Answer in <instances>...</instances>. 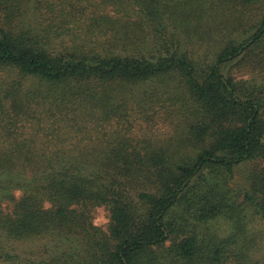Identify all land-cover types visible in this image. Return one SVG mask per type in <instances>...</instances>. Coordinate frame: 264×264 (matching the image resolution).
Wrapping results in <instances>:
<instances>
[{
  "label": "trees",
  "instance_id": "1",
  "mask_svg": "<svg viewBox=\"0 0 264 264\" xmlns=\"http://www.w3.org/2000/svg\"><path fill=\"white\" fill-rule=\"evenodd\" d=\"M85 1L92 36L55 51L44 0H0V264H264V0ZM131 102L173 133L130 136Z\"/></svg>",
  "mask_w": 264,
  "mask_h": 264
},
{
  "label": "rangeland",
  "instance_id": "2",
  "mask_svg": "<svg viewBox=\"0 0 264 264\" xmlns=\"http://www.w3.org/2000/svg\"><path fill=\"white\" fill-rule=\"evenodd\" d=\"M93 5L94 4H91V2L85 0H44V3L42 5L44 14L47 16L49 15L54 20L57 19L54 21V23H56L57 26L60 27V31L64 32L65 34V36H62V38L54 40V42L57 43H53L55 45V51L59 50L61 47H65L66 45H70L72 43V32L74 31H77V33L81 36V40L83 38L92 36L88 29V22L90 21V16L96 11H102L101 8L99 9L96 7L95 9V6ZM107 11L111 15H113V11L110 7ZM76 17H78L79 20H76ZM230 65H232V63ZM233 68L234 67H232L230 71L236 72L237 69ZM226 69L229 70V67ZM235 75L240 77L243 74L239 71L235 73ZM132 105L133 103L131 102L127 109L128 114H131L130 118L128 117L129 120L127 121V125L131 121H133V127H131V130L129 132L130 136L138 138H148L155 141H163L166 140L173 133V128L171 127V119H173V116L168 110L169 106L167 108L166 105L163 106L162 104L157 103V105L153 109H148L147 111L140 112L138 110L135 111L134 109H132ZM82 110L84 111L85 109ZM146 116L149 120L145 119ZM78 119L79 121L77 123L65 122V124L62 126H67L60 130L62 138H67L66 142L78 141V137L81 135H86L87 137H90L91 135H96V131L94 130L92 124L95 123L94 120L81 121L80 118ZM124 124H126V122ZM27 125L32 126L33 123H28ZM43 126V129L36 131L40 138L44 137L47 139L49 138L51 140L55 139L56 135L58 134V131L52 132L51 128L53 126H51L45 120H43L41 127ZM81 126H85V128H80ZM26 131L32 130L26 129ZM88 140L89 139L87 138L86 141ZM86 141L82 142L81 145H77V149L80 150L84 145H93L92 143ZM37 146H44V143L39 141ZM49 147L53 150H56L55 148H53V145ZM67 147L76 148V146H73V144L68 145ZM255 164L257 163L243 164L238 167L235 178L230 182V185L233 189H242L243 187H246L249 184L247 176L251 167H254ZM15 196V198L17 199L21 197L22 190L15 191ZM13 204L14 203L11 201L4 202V209L6 211H11V209L13 208ZM46 206H49V204H46ZM93 221L96 225L102 227L105 230H108L111 221L110 210L106 206L95 207V209L93 210ZM253 225L256 224H251V226ZM211 226L214 230H221L226 228L225 224L219 223L218 221L212 223ZM257 227L264 229L263 224L257 225ZM26 244L32 245V243L30 242Z\"/></svg>",
  "mask_w": 264,
  "mask_h": 264
}]
</instances>
